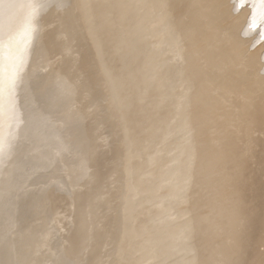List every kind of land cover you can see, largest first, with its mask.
<instances>
[{
    "label": "rangeland",
    "instance_id": "rangeland-1",
    "mask_svg": "<svg viewBox=\"0 0 264 264\" xmlns=\"http://www.w3.org/2000/svg\"><path fill=\"white\" fill-rule=\"evenodd\" d=\"M131 1L133 2L131 3ZM138 1L140 0H130V2L129 0H122V2L124 3L121 6V12L119 14L120 16H118L119 20H117V22L114 21L116 24L119 22L117 25L119 31L114 30L112 26L110 28V26L107 25L109 22L105 23V31L113 35L116 34L117 31L121 32L123 29L124 31L129 32H127V34H132L136 29H138L139 32L138 30L135 31L138 37L136 38L137 42H140L139 37L141 36V33L144 37H147L145 39L146 41L144 40L142 43H140V47H138L139 50H144L138 54L142 58L141 70L143 76L147 75V81L144 80L145 77L141 76L143 77L144 81H141V84H138V86L141 85L143 88L140 86L137 87V90H139L140 95H142V93L146 89V85H148L147 89L149 88L148 90H150L152 89V86H154L155 83L159 81V79H162V77L164 78L162 80H165L166 89L169 90L170 87L172 88V84L176 82L175 76H173L174 70L178 67V65L181 64L178 59L177 61H174L175 58L171 57V53L175 52V49H178L180 46L183 47V51L184 44L187 43L185 41L186 36L181 33L182 27H180V24L182 25L183 23L186 25V29L192 31L195 30L196 32L198 28V31H202L201 28L206 24L207 26H213V24H217V21H215V19L213 20V18H207L206 21L204 18L208 16L197 15L192 11L188 13H182L183 15L181 16L169 13V4H172L170 7L175 10V8L177 7L181 8L185 3H191L193 1L191 4H193L194 6L196 4V6H198L196 7L195 11H198V13L200 14H204L207 9L204 4H200L203 3V0H196L195 2L194 0H172L174 2H171V0H169L170 2H168L167 0H157V2L156 0H153L154 2L152 0H143L145 1L143 2L141 0L140 3ZM248 1L249 3L253 1L252 4L256 3L257 8L264 9V2H261V0ZM47 2L48 0H0V58L1 52L6 48L8 43H12V39L16 35V31L18 29H21V31L25 33L27 39H30V42L32 43V51L29 54L30 63L34 65L38 62H41V65L36 67L31 80L27 84L15 82V85L13 87L7 86V89L3 87L0 92V102H8L7 108L2 109L0 107V264H57L58 262V264H185L186 261H189L191 259L193 261V257L189 255L190 253L187 250H185L186 245L182 237V230L178 229L179 227H177L176 229H173L172 227L174 226V223H176L174 214H172V212L175 214L178 212H182V210H177V207L180 204L179 193L175 190L174 187V185L178 181L174 171L175 160L177 159L176 157L178 155L176 151L177 149H172L171 151H169V154H171L172 156H168L167 158H165V164L160 161L158 165L156 164L157 156L155 154L157 153V151L154 149L150 152H147L143 157H141V170H139L136 175L134 174L135 171L132 172L135 166V162L131 158L125 159L123 157H115L114 160L111 161L94 155H90L92 157H88L87 153H84L85 149H83L84 151H75L74 149H70L68 156L66 155L64 157V155H62V148L64 147V144H61L60 138L57 134L63 131V128L65 126L61 125V123H64L65 119L63 118L64 112L62 108H60V105L65 101H68L65 98L68 97L72 91L70 83L68 84L69 86L66 85L67 87H62V84L68 83L65 82L66 80L59 79V81L56 83L57 85H54L51 81V70L48 72V67L49 69H51L52 64L56 62L57 59H60L62 54L65 56L66 51L69 48V44H66L69 43V38L68 36L65 37L64 35V37L59 36V33L62 30V26L55 27L51 24H48L49 21H54V18L57 16L53 11L51 12L53 15V19H51L52 15L50 13L47 14L42 20L43 13H45L49 8L46 6ZM56 2H58L57 6L66 5L68 3V0H56ZM197 2L200 3L197 4ZM156 3L157 5L158 3H167L169 10L166 9L165 12L161 14L157 13V11L154 10L157 6ZM180 3H182V5H180ZM128 5H130V7ZM227 5L229 11L231 12L232 0H228ZM127 6L128 9H126ZM137 8L138 10L141 9V11H138ZM201 8H204L205 10H200ZM133 9L136 11H134ZM151 10H153V12H151ZM154 12L156 16H154ZM132 13H135L134 15L136 18L133 22L130 21V14ZM164 13L167 16L162 15ZM157 16H159V18ZM120 17H124V20H120ZM107 19V21L111 20L109 18ZM226 20L227 18H223L221 21V24H223L221 26L223 27L221 31H218L216 38L214 39L215 43L214 40L204 39V42L202 44L205 45L206 48H209L211 50L213 49V46H216L218 50L220 48L221 50L223 49L226 52H230L231 57L229 58L232 60V62L229 61L230 64H228V61L224 60L223 65L219 64L218 66L209 63L202 68L203 70H205V74L201 75L202 78L190 79L188 81L190 83L187 84L186 89L192 91V101L194 102V104L191 102L190 98L180 108H175L174 105L170 106V109L175 112L173 120L178 125V128L173 133L170 132L167 135L171 136L173 134L171 142L174 140L175 142L179 141L181 144L182 142H184V140H187L188 134L185 131L184 124L187 120L189 110L196 106V102L202 99L203 101L209 99L210 96L215 92H227V94L230 95L229 98L231 99V101L235 105H240V107H243L245 113L243 119L237 122H235L234 120L232 121L231 118H226L224 120L225 124L223 125V130L226 132L232 130V128H236L237 130H239V132H241L242 130H248V133H246L245 135H238L237 133L233 137L227 134L226 136L224 135L222 137L224 140L222 138L220 140L213 139V143L205 153H199L194 149L191 151V155L194 158L195 167H197L194 171V174L192 175L193 183H195L194 178L197 175L201 179L199 182H201L205 177H212V182L207 184L205 180L201 185H197L196 182L193 186H189L188 192H186L187 200L189 202H187V205L185 203L187 217L189 215L196 218H207L209 217V215H212L214 211H216L214 216L219 220H224V213L217 211L214 207L215 196L217 194H214L212 192L216 188L219 192V196L223 195L226 189L235 188L236 184L239 183L235 182V178H245L248 174L243 167L239 170V168L241 167L240 165H243V163L249 161V175L253 174L255 176H258L259 181H261L262 179V174L260 175L259 165L255 162L253 163L252 160H248V157L250 159L251 155H253V151H246L245 146H247V143L253 140L255 136L256 137L254 139L257 138V132H253V130H251L249 123H252V119L256 117V114L258 115V112H261L264 109V92H262L264 91V81H262L264 79V65L262 66V63L264 62L260 59L262 61L261 63V61L256 58L255 61V59L251 57L253 51L252 49H264V44H262L264 43V25L263 27L260 26L259 28V21H245L243 25H238L237 27L231 25L227 26L228 23L226 22ZM211 22L215 23L212 24ZM130 23H134L135 25H131ZM252 23L254 24V26ZM123 24L125 25L123 26ZM150 24L153 26H151ZM50 26L59 34H57L59 38L57 42L61 45L59 46L57 52L53 51L52 53L54 55L52 54L48 60H46L45 58V61L43 56L46 52L44 48H41V43L46 40L48 35L42 37L41 34L44 29H48ZM142 26H144V28H142ZM170 26L172 30L170 29ZM177 26L181 31L177 28ZM133 28H135V30ZM176 28L178 29V31ZM256 28L258 29L255 30ZM158 30L160 32H163L160 33ZM244 30L246 31V33ZM54 31L52 33H54ZM142 31L145 32L143 33ZM47 33L48 31H45V34ZM239 33L240 35H238ZM144 34L147 35L145 36ZM173 35L177 37H175L174 39ZM180 35L181 38L179 37ZM113 36H110L111 39L113 38ZM259 38L261 39L259 40ZM49 40L51 41L50 36ZM169 40L171 42H169ZM255 41H258L259 43H256ZM38 42L41 44V47H39V50L36 51L35 55L34 46ZM123 43L126 44L127 42H122L121 44ZM248 45L250 47H248ZM241 49H243V51H241ZM145 50L156 51L158 54L152 53L149 56H145L143 54V52H146ZM238 50L239 52H237ZM170 51L173 52L170 53ZM166 53L168 54V56ZM33 55L34 59H36L35 61L32 60ZM140 56H138V58H140ZM156 57L158 58L155 59ZM40 58H42L41 61H39ZM155 63L156 65L153 66V64ZM76 64H78V62H76ZM64 66L67 65H63L62 67ZM62 67H60V73H63L65 71V68ZM259 67L261 68V70ZM80 68L83 69L85 76L89 75V73H91V75L93 76L91 69L87 70L81 65ZM135 69L136 65L134 64V72ZM143 69L148 72H144ZM107 70L110 69L108 68ZM111 70H113V67ZM151 71L154 73H152ZM215 71L216 73L218 72V75H216ZM39 73L45 74L47 77L43 75L39 77ZM100 73H103L102 69ZM210 73L215 74L211 77L209 76ZM254 73H256V76L254 75ZM155 74L157 75L154 76ZM64 75L62 76L64 77ZM237 75H240L241 77L239 78V76ZM115 76L116 73H114L112 77L110 76V78H113ZM259 77L261 78V80ZM253 80L257 82L260 80L262 84L258 85ZM253 83L255 85H253ZM40 86H42L43 91ZM66 88L68 89L66 90ZM248 88L250 89L251 93L254 94L252 95V97H250L252 99L251 101L256 100L259 102L258 104V102L254 101L259 105V107L255 108V110L257 109L256 113H254L255 110L253 112V105L251 102H243V96L246 95L247 90L248 92H250ZM128 89L129 88H127V91L130 95V90ZM255 90H257V92ZM76 95L78 94L76 93ZM142 97V99H146L144 95H142ZM166 99H168V96L166 97ZM259 99H262V101L260 102ZM150 100L151 99H149V101ZM154 100L155 98L153 99V102ZM133 106L136 107L135 104ZM71 108L73 109V107ZM85 112L88 114L87 110H85ZM253 113L254 115H250L249 117L247 116ZM247 117L249 118V121ZM165 121L169 125L170 121L168 119ZM67 122L65 123V125L68 124ZM210 131L211 133H209ZM212 131L214 132V127L209 124V121H206L205 129L200 130L199 134L197 133V135H199L200 138H202L203 136L202 139L208 141L212 135ZM211 154H221V157L218 158V160L221 159L222 164L216 168L215 163L211 168L205 169L208 163L206 158ZM60 156H63L64 158L62 162H60ZM106 161H111L108 166H105ZM87 164L91 166V168L93 169V173L90 177L85 178V166ZM251 167L253 169H251ZM237 168L239 170L238 172L236 171ZM117 170H120V173H122L119 179H116ZM206 171L209 172L210 176ZM229 179H234V183L228 186ZM95 185H99V194L102 198L107 195V192L112 191L114 192V194L113 196H108L106 198L108 201V205H95L92 214L86 216L83 226L77 228L72 224V221H74L77 217V212L75 211V204L77 200L76 196H78L80 193L88 192V190H93V187H95ZM241 186H239L238 192L241 194H248L247 188ZM49 188L52 189L48 192ZM46 191L51 194V197L60 196L62 194V191L67 194L68 201H66V204L63 202V200L58 205H53V202L51 203V201L47 199L48 194H46ZM58 193L60 194L58 195ZM94 195L97 196L98 191H95ZM78 198L82 199V196H78ZM263 198L264 193L257 198L255 196H253V198L244 197V200L241 203H245L244 205H247L250 208H254V206L258 205ZM124 199L134 201L136 202V204L139 203L138 207L135 210L136 213L132 214L133 208L135 207L129 209L123 205ZM251 199H254V206H252L253 203ZM112 200L113 205H111ZM234 202L237 205L239 204L237 200ZM161 207H164L165 209H161ZM109 210L112 217L114 216V218H112L113 220L111 219V221L109 222H104L105 212ZM95 212L99 214L98 218H95L98 223L96 225H98L100 229L103 227L102 225H104V228L107 232L105 237L107 239V242L101 244L102 248L100 246L99 251L101 249L102 250L99 254L94 250L91 251L90 245L88 244L87 246V243L82 241V238L88 237V235L93 234V232L95 231V226L91 225L92 222H90V217L95 216ZM243 213L244 212L242 208L238 209L236 220L234 221V223H224V230L228 231V235L230 233L231 235H233V233H236L237 235L243 230V228L245 229L247 227L248 217L245 216L246 218H243ZM244 219H246L247 221H245ZM144 223L146 226L144 225ZM142 226L144 227V229ZM137 227L140 229V232L138 231ZM233 229H235V231H233ZM143 231L147 232V234ZM171 232L173 235L171 234ZM69 233H72L76 238L70 244L67 241ZM134 233L137 234L134 236ZM180 235L181 237H178ZM92 238L95 240V237L92 236ZM108 239L111 240V245L108 244ZM140 242L143 245V250H135V247ZM215 242L216 239H210V242L207 245V249L210 250V247ZM81 245H83V247ZM172 246L177 249L173 253L169 252L171 251ZM108 254L109 256L106 259ZM204 257L205 255L202 254L201 258L199 259V263ZM208 260H213V258H208ZM197 261H195V263ZM216 262L218 263V260L214 259V263Z\"/></svg>",
    "mask_w": 264,
    "mask_h": 264
},
{
    "label": "water",
    "instance_id": "water-1",
    "mask_svg": "<svg viewBox=\"0 0 264 264\" xmlns=\"http://www.w3.org/2000/svg\"><path fill=\"white\" fill-rule=\"evenodd\" d=\"M123 3L122 0H68L66 5L49 6L46 12L43 13L42 20L52 11L56 13L57 16L54 20H58L60 25H62L59 36H68L69 38V43H66L69 44L66 53L70 52L72 54L71 57L76 58L75 63L70 65L73 66L71 67L72 71L67 69V71H64L66 72V77L64 78L62 76L60 78L61 80L67 79L66 81L70 82L73 94V96L71 94L66 97L65 99L68 101L60 105V108H62L64 112L63 118L69 121L67 125L62 123L65 127L63 131L57 134L61 144H64L62 155H64V157L66 155L68 156L70 149H74L75 151H84L83 149H85L84 153H87L88 157L94 155L111 161H113L115 157H123L125 159L131 158L135 162L132 172L135 171L134 174L136 175L138 171L141 170V157L147 152L154 149L157 151L155 154L157 156L156 164L158 165L160 161L165 164V158L172 156L169 154V151L177 149L178 155L174 165L175 175L177 179L182 182H179L182 186L185 184L190 185L193 180V176L191 175L194 172L193 169L184 168V146H182L179 141L175 142L173 140L171 142L173 134L171 136L167 135L170 127L165 121L167 112L164 110V107L160 109L159 107L154 108L153 96L151 97L150 95V101L143 100L142 95L139 94V91L137 92L138 84L143 81V77H145L144 80H146L147 76H143L141 73L142 58L140 56V61L138 60V53L143 51V49H138V45L140 44H137L136 32L134 31L129 35L127 31H123L122 29L119 34H114V37L111 39L110 36L113 35L105 31L106 18L111 19L108 21L109 23L107 25L119 31L117 26L118 23L116 24L114 21L117 20L116 17L119 16ZM130 15V21H134L136 19L135 15L133 13ZM51 19H53V15ZM49 23L51 22L49 21L48 24ZM49 28L44 29L41 34L42 37L48 35L46 40L41 43L42 47L39 43L40 41L34 46L35 55L39 47L44 48L46 52L43 56L44 60L45 58L48 60L53 54L52 52H57L58 50V33L54 31L55 29H52L51 26ZM45 31H48L49 34H45ZM53 31L54 33H52ZM49 36L51 37V41L49 40ZM122 42H127V44H121ZM41 59L42 58H40L39 61H41ZM32 60H36L34 59V55ZM69 62L71 63L70 60ZM76 62H78V64H76ZM79 63L83 68L87 70L91 69L93 76L91 73L85 76ZM134 64L136 65L135 72L133 70ZM112 67L113 70H111ZM108 68L110 70H107ZM101 69L104 74L100 73ZM49 71L50 69L48 67V72ZM114 73H116V76L110 78ZM45 74L39 73L38 76H46ZM31 78L32 77L29 76V81ZM56 82L57 81H55V84ZM69 82L62 84V87L68 85ZM40 87L43 91L42 86ZM127 88L130 90V95L128 94ZM67 89L68 88H66V90ZM76 93L78 95H76ZM134 104L136 107L133 106ZM71 107H73V109ZM85 110H87L88 114ZM250 115L252 114L247 116L249 117ZM249 125L251 130L256 131L258 134V139L253 141L257 142L259 146L258 152L262 154L261 160H263V163L259 166L261 173L264 169V109L258 112V115L254 117V120H252V123H249ZM111 161H108L109 163L106 161L105 166H108ZM121 174L120 170H117L116 179H119ZM261 174L264 175V170ZM262 178L264 181V176H262ZM200 180L198 175L195 176L194 182L199 184ZM193 185L194 184L190 186ZM186 186L185 188L187 189L184 190L183 194H179L180 204L177 207V210H182V212L174 213L176 223L172 226L173 229L179 227V229L182 230V237L186 245L185 250L193 257V261L190 258V262L186 261L185 264H199L201 255L206 254L209 250L207 249V245L210 242L209 237L214 238L215 236L214 240L216 239V242L210 249H213L212 251L215 253L218 264H235L239 241L236 233H233V235L230 233L224 239V237L221 236L220 227L218 228L217 225L211 228L212 230L209 229V232H205L206 224L203 227L197 222L196 225V217L189 215L187 217L186 205L189 201L187 200L186 192H188L189 186ZM98 187L99 185H95L93 191H98L100 189ZM51 189L52 188H49L48 192ZM48 192L46 191V194H48L47 199L51 201V203L53 202V205H58L63 200L66 204V201H68L67 194L62 191V194L58 197H51V194ZM59 194L60 193H58V195ZM87 194L88 192H84L80 193L78 196L85 198ZM113 194L114 192L112 191L107 192L105 199L108 196H113ZM78 196H76V205L81 209L84 204L79 200ZM104 201L101 202L105 204ZM96 203H98L97 206H99L100 202L97 201ZM111 205H113V200ZM138 205L139 203L133 208L132 214L136 213L135 210ZM183 205L184 207L182 208ZM262 214L264 217V204L262 205ZM98 215L99 214L95 212V216L90 217V222H92L91 225L95 226V231L91 234L95 237V240L91 237L89 244L91 251L94 250L99 254L101 252V250L99 251L101 244L107 242L105 238L107 233L104 225H102L103 227L101 229L96 225L98 223L95 218H98ZM83 216L84 215L79 217V222L84 221L86 217ZM112 218H114V216L112 217L110 210L105 212L104 222H109ZM221 229L223 230L222 227ZM233 230L235 231V229ZM256 232L259 236L258 242L248 247V256L245 257L246 262L244 264H264V219ZM110 242L111 240L108 239V244L111 245L112 242ZM221 254H223V256H221ZM196 260L198 261L195 263Z\"/></svg>",
    "mask_w": 264,
    "mask_h": 264
},
{
    "label": "bare ground",
    "instance_id": "bare-ground-1",
    "mask_svg": "<svg viewBox=\"0 0 264 264\" xmlns=\"http://www.w3.org/2000/svg\"><path fill=\"white\" fill-rule=\"evenodd\" d=\"M126 1V0H125ZM141 1V0H140ZM140 1H138L140 3ZM143 1V0H142ZM153 1V0H152ZM159 1V0H158ZM168 2H170L169 0H167ZM184 1V0H183ZM196 0H194L195 2ZM199 1V0H198ZM65 2V1H64ZM130 2V0H129ZM133 1H131L132 3ZM135 2V1H134ZM137 2V1H136ZM145 2V1H143ZM142 2V4H143ZM149 2V1H148ZM154 2V1H153ZM152 2V3H153ZM157 2V0H156ZM162 2V1H161ZM171 2H174L171 0ZM193 2V1H192ZM191 2V3H192ZM253 2V1H252ZM252 2L249 3L248 0H232V10L231 12L229 11V8H228V0H203V3H200V2H197L200 3V4H204V6H206V11L204 12V14H200L198 13V11H195L196 7V4L195 6L189 2L185 3L184 5H182V3H180V5H182L181 8H175L172 9L169 4V13H173L175 15H183L182 13H188L190 11L194 12L195 14L197 15H201V16H208L206 18H204L205 20L207 18H213V20L215 19V21H217V24H213L215 22H211L213 24L212 25H208L207 24L205 26H203L201 29L202 31H197L195 32L192 31V30H189V29H186V25L182 23V25L180 24V27H182V34L184 36H186V44H184V50L182 51L183 47L180 46L178 49H175L173 51H170L173 52L171 53V57L175 58L174 61H177V59L179 60V62H181L180 65H178V67L174 70V74L173 76H175V83L172 84V88L170 87L169 90L166 89V83H165V80H162L164 79L162 77V79H159V81L157 83H155L154 86H152V89L148 90L147 87L148 85H146V89L144 90V92L142 93V95H144L146 97L145 100H149L150 99V95L151 97L153 96V98H155L154 100V108H157L159 107V109L161 107H164V110L167 112L166 113V120L168 119L170 121L169 123V133L170 132H174L177 130L178 128V125L174 122L173 120V116H174V111L172 109H170V106L171 105H174L175 108L176 107H181L186 101H188L190 98H191V102L194 104V102L192 101V91L191 90H187L186 87H187V84L190 83L188 82L190 79H197V78H202L201 75L205 74V70H203L202 68L205 67L206 65H208L209 63L210 64H214V65H219V64H222L224 63V60H227L228 61V64H230V62H232V60L229 58L231 57V53L230 52H226L225 50H221L219 48H216V46H213V49H209V48H206L205 45H203L202 43L204 42L203 40L204 39H210V40H214L216 38V35L218 33V31H221L222 30V27L221 24L222 22V19L223 18H227L226 22L228 23L227 26L231 25V26H238V25H243L245 23V21H259V28L260 26L263 27L264 25V9H261V8H257L256 6V3H253ZM259 2V1H258ZM257 2V3H258ZM137 4V3H136ZM135 4V6H136ZM145 4V3H144ZM54 5H58V2H56V0H48L46 6L49 7V6H54ZM134 5V4H132ZM148 5V4H147ZM157 5V3H156ZM130 7V5H128ZM128 6L126 7V9H128ZM143 6V5H142ZM150 6V5H149ZM203 6V5H202ZM260 6V5H259ZM154 7V6H153ZM201 7V6H199ZM132 8V7H131ZM144 8V7H142ZM205 8V7H204ZM203 8V9H204ZM231 8V7H230ZM135 9V8H134ZM133 9V10H134ZM149 9V8H148ZM168 9V5L167 3H158V5L156 6V9H154L155 11H157V13L161 14L163 12H165V10ZM168 9V10H169ZM202 8L200 10H203ZM130 10V9H129ZM138 10V8H137ZM141 11V9H139ZM138 10V11H139ZM144 10V9H143ZM142 10V11H143ZM167 10V11H168ZM205 10V9H204ZM136 11V10H134ZM137 11V12H138ZM148 12V11H147ZM150 12V11H149ZM151 12H153V10H151ZM201 12V11H200ZM203 12V11H202ZM144 13V12H143ZM135 14V13H134ZM138 14V13H136ZM155 14V12H154ZM162 15H166L165 13L162 14ZM120 16V15H119ZM138 16V15H137ZM144 16V15H143ZM142 16V17H143ZM156 16V14L154 15ZM167 16V15H166ZM171 16V15H170ZM186 16V14H185ZM200 16V17H201ZM146 17V16H145ZM148 17V15H147ZM159 18V16H157ZM156 17V18H157ZM177 17V16H176ZM179 17V16H178ZM117 20H119L118 16L116 17ZM121 18V17H120ZM144 18V17H143ZM171 18V17H169ZM183 18V17H182ZM188 18V16H187ZM186 18V19H187ZM107 19V18H106ZM128 19V18H127ZM164 19V18H163ZM108 20V19H107ZM116 20V21H117ZM120 20H124V17H122ZM143 20V19H142ZM152 20V19H151ZM154 20V19H153ZM177 20V19H176ZM191 20V19H190ZM203 20V19H202ZM105 21V20H104ZM162 21V20H161ZM179 21V20H178ZM207 21V20H206ZM108 22V21H107ZM133 22V21H132ZM140 22V21H139ZM156 22V21H155ZM174 22V21H173ZM172 22V23H173ZM191 22V21H190ZM204 22V21H203ZM119 23V22H118ZM122 23V21H121ZM125 23V22H124ZM128 23V22H127ZM138 23V22H137ZM148 23V22H147ZM146 23V24H147ZM164 23V21H163ZM175 23V22H174ZM180 23V22H179ZM179 23H176V24H179ZM194 23V22H193ZM198 23V21H197ZM55 27H61L62 25H60V22L59 21H51V23H49ZM126 24V23H125ZM123 24V26L125 25ZM131 24V23H130ZM134 24V23H132ZM131 24V25H132ZM140 24V23H139ZM162 24V23H161ZM160 24V25H161ZM168 24V23H166ZM165 24V26H166ZM253 24V23H252ZM118 25V24H117ZM127 25V24H126ZM135 25V24H134ZM151 25V24H150ZM198 25V24H197ZM195 25V26H197ZM256 25V24H255ZM47 26V25H46ZM45 26V27H46ZM145 26V25H144ZM144 26H142V28H144ZM153 26V25H151ZM193 26V25H192ZM226 26V24H225ZM250 26V25H249ZM254 26V24H253ZM146 27V26H145ZM163 27V26H162ZM176 27V26H175ZM194 27V26H193ZM243 27V26H241ZM246 27V25H245ZM257 27V26H256ZM109 28V27H108ZM111 28V27H110ZM126 28V27H125ZM136 28V27H135ZM148 28V27H147ZM160 28V27H159ZM173 28V27H172ZM178 28V26H177ZM176 28V29H177ZM191 28V27H190ZM247 28H248V25H247ZM122 29V28H121ZM120 29V30H121ZM134 29V28H133ZM169 29V28H168ZM170 29H171V26H170ZM175 29V30H176ZM179 29V28H178ZM177 29V31H178ZM200 29V30H201ZM233 29V28H232ZM246 29V28H245ZM258 28H256L255 30H257ZM112 30V29H111ZM138 30V29H136ZM135 30V31H136ZM151 30V29H149ZM153 30V29H152ZM163 30V29H162ZM172 30V29H171ZM174 30V31H175ZM180 30V29H179ZM180 30V31H181ZM229 30V29H228ZM227 30V32H228ZM231 30V28H230ZM124 31V30H123ZM131 31H132V28H131ZM130 31V32H131ZM147 31V30H146ZM159 31V30H158ZM161 31V29H160ZM159 31V32H160ZM165 31V30H164ZM245 31V30H244ZM248 31V30H247ZM254 31V30H253ZM128 32V31H127ZM139 32V30H138ZM141 32V31H140ZM143 32V31H142ZM145 32V31H144ZM143 32V33H144ZM155 32V31H153ZM163 32V31H162ZM160 32V33H162ZM185 32V33H184ZM241 32V31H240ZM107 33V32H106ZM116 33V31H115ZM117 33H119L117 31ZM129 33V32H128ZM151 33V32H150ZM157 33V31H156ZM170 33V31H169ZM244 33V32H243ZM246 33V31H245ZM257 33V32H256ZM263 33V32H262ZM261 33V34H262ZM138 34V33H137ZM140 34V33H139ZM148 34V33H147ZM146 34V35H147ZM165 34V33H164ZM172 34V33H171ZM177 34V33H176ZM175 34V35H176ZM180 34V33H179ZM232 34V33H231ZM230 34V35H231ZM59 35V34H58ZM114 35V34H113ZM130 35V34H129ZM145 35V34H144ZM145 35V36H146ZM150 35V34H149ZM159 35V34H158ZM157 35V36H158ZM173 35L172 37L175 39V36ZM178 35V34H177ZM226 35V34H225ZM240 35V33L238 34ZM246 35V34H245ZM153 36V34H152ZM235 36V35H233ZM232 36V37H233ZM243 36V35H242ZM114 37V36H113ZM155 37V35H154ZM166 37V36H165ZM168 37V36H167ZM181 38V35L179 36ZM178 37V38H179ZM220 37V36H219ZM136 38L137 35H136ZM147 37H144L141 33V36L139 37V41L140 42H137V44L139 43H142ZM151 38V37H150ZM169 38V37H168ZM172 38V39H173ZM239 38V37H237ZM156 39V38H155ZM242 39V38H241ZM261 38H259L260 40ZM177 40V38H176ZM180 40V39H179ZM235 40V39H234ZM245 40V39H244ZM257 40V39H256ZM31 40L30 39H27L26 35L24 32L21 31V29H18L16 31V35L13 37L12 39V43L10 44V42L8 43V45L6 46V48L1 52V58H0V92L2 90L3 87H5V89H7V86L8 87H13L15 85V82H18V83H22V84H27L29 82V76L32 77L36 67L40 66L41 63L38 62L37 64H34L32 65L29 61V54L30 52L32 51V43L30 42ZM146 41V40H145ZM152 42V41H151ZM169 42H171L169 40ZM226 42V40H225ZM241 42V41H240ZM256 42V41H255ZM258 42V41H257ZM256 42V43H257ZM262 42V41H261ZM147 43V42H146ZM145 43V44H146ZM150 43V42H149ZM159 43V42H157ZM156 43V45H157ZM167 43V42H166ZM176 43V42H175ZM213 43V42H212ZM214 43H215V40H214ZM219 43V42H218ZM242 43V42H241ZM259 43V42H258ZM118 44V43H116ZM124 44V43H123ZM127 44V43H126ZM170 44H173V43H170ZM264 44V43H262ZM61 44H58V48ZM152 45V44H151ZM150 45V46H151ZM158 45H161V44H158ZM165 45V44H164ZM169 45V43H168ZM167 45V47H168ZM175 45V44H174ZM173 45V46H174ZM211 45V44H210ZM217 45V44H215ZM247 45V44H246ZM252 45V44H251ZM171 46V45H170ZM172 46V47H173ZM242 46V45H241ZM254 46V44H253ZM263 46V45H262ZM261 46V47H262ZM138 47H140V45H138ZM144 47V46H143ZM154 47V46H153ZM248 47H250L248 45ZM245 48V47H244ZM243 48V49H244ZM254 48V47H253ZM146 49V48H145ZM150 49V48H149ZM154 49V48H153ZM158 49V48H157ZM243 49H241V51H243ZM252 54H251V57L252 58H256V59H261L263 62H264V49L261 50L259 48L257 49H252ZM144 51V50H143ZM146 51V50H145ZM160 51V50H159ZM251 51V50H250ZM163 52V51H161ZM239 52V50L237 51ZM247 52V51H245ZM152 53L154 54H158L156 51H146L145 53L143 52V54L145 56H149L151 55ZM243 53V52H242ZM249 53V52H248ZM251 53V52H250ZM167 54V53H166ZM139 55V54H138ZM233 55V54H232ZM238 55V54H237ZM240 55H241V52H240ZM246 55V54H245ZM243 55V56H245ZM72 54L67 52L64 55L61 56L60 59H57L56 62H54L52 64V68L50 69V76H51V81L53 82L54 85H57L55 84V81H59L60 77L62 75H64V77H66V72H63V73H60L61 72V69L60 67H62L63 65H67V66H64L62 68H65V71H67V69H70L72 71V68L73 66H70V65H73L75 63V57H71ZM140 56V55H139ZM143 56V55H142ZM168 56V54H167ZM160 57V56H158ZM158 57H156L155 59H157ZM162 58V57H161ZM243 58V57H242ZM139 59V58H138ZM154 59V60H155ZM255 59V61H256ZM69 60L71 61V63L69 62ZM144 60V59H143ZM250 60V59H249ZM258 60V61H259ZM260 60V61H261ZM167 61V60H166ZM230 61V62H229ZM259 61V62H260ZM261 61V63H262ZM165 62V61H163ZM254 62V61H253ZM151 63V62H150ZM154 63V62H153ZM162 63V62H160ZM168 63V62H167ZM252 63V62H251ZM250 63V64H251ZM166 64V63H165ZM253 64V63H252ZM258 64V63H257ZM80 65V63H79ZM156 65L153 64V66ZM264 65V63H262V66ZM162 66V65H161ZM159 66V67H161ZM255 66V65H254ZM259 66V65H258ZM261 66V67H262ZM67 67V68H66ZM152 67V66H151ZM158 67V68H159ZM251 67V66H250ZM253 67V66H252ZM256 67V66H255ZM264 67V66H263ZM165 68V67H163ZM244 68V67H242ZM260 68V67H259ZM155 69V68H154ZM162 69V68H161ZM246 69V68H245ZM250 69V68H249ZM152 70V68H151ZM159 70V69H158ZM248 70V68H247ZM254 70V69H253ZM257 70V69H256ZM261 70V68H260ZM144 72H146L145 69H143ZM154 71V70H153ZM148 72V71H147ZM146 72V73H147ZM152 72V71H151ZM209 72V71H208ZM211 72V71H210ZM237 72V71H236ZM242 72V71H241ZM254 72V71H253ZM141 73H142V70H141ZM154 73V72H152ZM216 73V71H215ZM215 73H210L209 76H213ZM150 74V73H149ZM158 74V73H157ZM157 74H155L154 76H156ZM207 74V73H206ZM256 73H254L255 75ZM145 75V74H144ZM164 75V74H162ZM216 75H218V72L216 73ZM241 75V74H240ZM240 75H237L239 76V78L241 77ZM253 75V76H254ZM147 76V75H145ZM152 76V75H151ZM256 76V75H255ZM158 78V77H157ZM226 78V77H225ZM233 78V77H232ZM244 78V77H242ZM254 78V77H253ZM260 78V77H259ZM152 79V78H151ZM155 79V78H154ZM236 79V78H235ZM67 80V79H66ZM150 80V79H149ZM158 80V79H157ZM231 80V78H230ZM238 80V79H237ZM249 80V79H248ZM261 80V78H260ZM255 81L253 80L254 82H256L258 85L262 84L261 81ZM144 81V80H143ZM147 81V80H146ZM235 81V80H234ZM252 81V79H251ZM264 81V79L262 80ZM56 82V83H57ZM66 82H69V81H66ZM153 82V80H152ZM70 83V82H69ZM145 83V82H144ZM143 83V84H144ZM141 84V83H139ZM154 84V83H153ZM71 85V84H70ZM233 85V84H232ZM231 85V86H232ZM253 85H255L253 83ZM141 86V85H140ZM138 86V87H140ZM142 87V86H141ZM151 87V86H150ZM248 87V86H247ZM143 88V87H142ZM145 88V86H144ZM220 88V87H219ZM242 88V87H240ZM238 89V88H237ZM249 89V88H248ZM129 90V89H128ZM240 90V89H239ZM238 90V91H239ZM261 90V89H260ZM139 90H137L138 92ZM250 91V89H249ZM254 91V90H253ZM257 92V90H255ZM150 92V93H149ZM168 92V93H167ZM220 92V91H219ZM240 92V91H239ZM255 92V94H256ZM264 92V91H262ZM156 93V94H154ZM72 92L69 94L71 95ZM140 94V93H139ZM212 94V93H211ZM243 94V93H242ZM67 95V94H66ZM252 95H254L253 93L246 92V95L243 96V102L244 103H247V102H251L252 105H253V112L255 110L256 107H259V102L258 104H256L254 101H251L252 99L250 97H252ZM73 96V94H72ZM168 96V99H166V97ZM229 94L226 93H217L215 92L213 95L210 96L209 99L207 100H199L198 102H196V106L194 108H192L191 110H189L188 112V116H187V120L184 124V127H185V131L186 133L188 134V139L187 140H184V142L181 143L182 146H184V151H183V156H184V159H183V164H184V168L185 169H193V172L196 170L197 167H195V163H194V158L192 157L191 155V151L194 149L196 151H198L199 153H205L208 148L211 146V144L213 143V139H217V140H220L224 135L226 136L227 134L230 135L231 137L235 136L237 133L238 135H245L246 133H248V130L247 131H241L239 132V130H237L236 128H232V130L230 131H224L223 130V125L225 124V119H229L231 118V120L237 122V121H240L241 119H243L245 113H244V110H243V107H240V105H235L231 99L229 98ZM256 96V95H255ZM260 96V95H259ZM257 96V97H259ZM144 100V99H143ZM193 100H194V97H193ZM260 102L262 101V99H259ZM264 100V98H263ZM261 104V103H260ZM8 102L7 101H1L0 102V107L2 109H5L7 108L8 106ZM264 105V104H263ZM261 106V105H260ZM261 108V107H260ZM1 109V110H2ZM175 110V109H174ZM246 110V109H245ZM257 110V109H256ZM256 110L254 113H256ZM254 113L252 115H254ZM257 115V114H256ZM253 117V116H252ZM248 118V117H247ZM246 120V119H245ZM244 120V122H245ZM254 120V119H252ZM206 121H209V124L212 125L214 127V132L212 131V135L210 137V139L207 141L205 139H202L199 137V135H197V133L199 134V131L200 130H204L205 129V122ZM248 121H249V118H248ZM67 122V120H65V122L63 124H65ZM61 123V125H62ZM243 126V125H242ZM241 126V127H242ZM227 128V127H226ZM254 132V130H253ZM211 133V131L209 132ZM208 133V134H209ZM207 134V135H208ZM256 134V132H255ZM206 135V134H205ZM210 136V135H209ZM192 137V138H191ZM256 137V136H255ZM254 137V138H255ZM253 140H257L258 139V136L256 139ZM223 139V138H222ZM229 139V138H228ZM224 140V139H223ZM222 140V141H223ZM251 140L249 143H247V146H245V150L246 151H253V155H251V158L249 159L248 157V160H252L253 163L255 162L256 164H258L259 166H261V164L263 163V160H261V156L262 154L260 152H258V144L257 142ZM245 144V143H244ZM227 148V147H226ZM230 150V149H229ZM232 151V150H231ZM242 152V151H241ZM224 153V152H223ZM237 153V152H236ZM248 154V153H247ZM228 156V155H227ZM86 157V156H85ZM200 157V156H199ZM221 157V154L219 155H216V154H211L209 157H207V165L205 167V169L207 168H211L213 164L216 163V168L218 166H220L222 164V160L218 158ZM59 159H61L60 162H62V160L64 159L63 156H60ZM199 159V158H198ZM86 160V159H85ZM247 160V159H246ZM245 160V161H246ZM176 161V160H175ZM244 161V162H245ZM7 162V161H6ZM125 162V161H124ZM128 163V162H127ZM171 163V162H170ZM228 165V164H227ZM255 165V164H253ZM229 166V165H228ZM241 167L239 168V170L243 167L246 171L247 176L245 178H235V182L238 183L236 184L235 188H229V189H226V191L224 192L223 195H219V192L217 191V189L215 188V190H213L212 193L214 194H217L215 196V201H214V207L216 208L217 211H220V212H223L224 213V220L223 219H218L214 216L215 212L214 211L212 213V215H209V217L205 218V217H198L196 218V225H197V222L200 223V226H205L206 224V231H210L212 230L211 228H213L215 225H217V227L220 229V232H221V236L224 237V239L226 238V236H228V233L224 230V223L226 222L227 224H232L234 223V221L236 220V214H237V211L238 209L242 208L243 210V214H244V217L243 218H246L245 216L248 217V221L246 219H244L245 221H247V227L237 234V238H238V245H237V258H236V262L235 264H244L246 262V256H248V251H249V246L253 245V243H257L258 242V239H259V236L257 235V228L259 229V227L261 226L262 224V221L264 219L263 217V214H262V205L264 204V198L261 200V202L254 206V203H253V200L251 199L254 208H250L249 206L247 205H244L245 203H241L243 200H244V197L246 198H253V196H255L256 198L258 196H261L263 193H264V181H263V178L261 179V181H259V178L258 176H255V175H249V169L250 168V163L249 161L243 163V165H240ZM253 167V166H252ZM251 167V169H253ZM256 167V166H255ZM254 167V169H255ZM85 178L87 177H90L91 174L93 173V169L91 168L90 165H86L85 166ZM195 168V169H194ZM228 168V167H227ZM6 169V168H5ZM155 169V168H154ZM204 169V170H205ZM82 170V169H81ZM238 168H237V172L239 171ZM264 170V169H263ZM263 170L261 171V173L263 172ZM166 171V170H165ZM208 172V171H206ZM252 173V172H251ZM259 173V172H258ZM260 173V175H261ZM194 174V173H193ZM192 174V175H193ZM191 175V176H192ZM208 175H209V172H208ZM258 175V174H257ZM210 176V175H209ZM263 176V174H262ZM244 177V176H243ZM94 178V177H93ZM104 178V177H103ZM212 177H205L202 179V181L197 184V185H201L202 182H204L206 180L207 184L211 183L212 180H211ZM122 181V179H121ZM19 182V181H18ZM178 180L177 183L174 185L175 187V190L178 191V193H182L184 192L185 189V186L188 187L192 184H195L193 183V181H191L190 185L189 184H185L182 186V182H180ZM234 183V179H229V182H228V186L230 184H233ZM241 184L242 186H244V188L246 187L247 190H248V194H241L238 192V188L239 185ZM212 186V185H211ZM241 186V187H242ZM232 187V186H231ZM27 192V191H26ZM163 194V193H162ZM95 197V198H94ZM125 198V196H124ZM167 199V198H166ZM83 204V208L79 209L77 207V205L75 204V211L77 212V217L74 221H72V224L74 226H76L77 228H80L83 226V223L84 221H81L79 222V217H81L82 215H84L83 217H86V216H89L92 214L93 212V209H94V206L97 205L98 203H96L97 201L100 202V204L102 205H108V201L107 199H105V197H101L100 194H99V190H98V195L95 196L93 194V190H88V194H87V197L85 198H82V199H79ZM105 200V201H104ZM180 200V199H179ZM238 201L239 204L237 205L234 201ZM249 200V199H248ZM101 201H104L105 204H103ZM137 201V200H136ZM245 202V201H244ZM247 202V200H246ZM250 202V200H249ZM248 202V203H249ZM251 203V202H250ZM249 203V204H250ZM257 203V202H256ZM165 204V203H164ZM123 205L126 207V208H129V209H132V207H135L137 204L136 202L134 201H129L127 199H124V203ZM251 206V205H250ZM140 207H143V206H140ZM184 207V206H183ZM164 208V207H161V209ZM188 208V207H187ZM165 209V208H164ZM167 210V209H166ZM88 212V213H87ZM205 213V212H203ZM201 213V214H203ZM163 214V213H162ZM172 214H174L172 212ZM242 214V215H243ZM154 215V214H153ZM170 215V214H169ZM167 216V215H166ZM263 217V218H262ZM144 219V218H143ZM159 219V218H158ZM156 219V220H158ZM175 219V218H174ZM173 219V220H174ZM85 220V218H84ZM113 220V219H112ZM222 220V221H221ZM155 221V220H154ZM224 221V222H223ZM139 222V220H138ZM169 222V221H168ZM259 222V224H258ZM137 223V222H136ZM135 223V224H136ZM152 223V222H150ZM173 223V222H171ZM111 224V223H110ZM140 224V223H139ZM244 224V223H243ZM246 224V223H245ZM134 225V224H133ZM141 225V224H140ZM145 225V223H144ZM150 225V224H149ZM147 225V226H149ZM259 225V227H258ZM146 226V225H145ZM171 226V225H170ZM141 227V226H140ZM143 227V226H142ZM169 227V226H168ZM221 227L223 228V230L221 229ZM109 228V227H108ZM134 228V227H133ZM138 228V227H137ZM136 228V229H137ZM172 228V227H170ZM144 229V227H143ZM149 229V228H148ZM154 229V228H153ZM152 229V230H153ZM176 229V228H175ZM179 229V228H178ZM177 229V230H178ZM210 229V230H209ZM140 229L138 228V231ZM145 230H146V227H145ZM180 231V230H179ZM232 231V230H231ZM234 231V230H233ZM134 232V231H133ZM132 232V233H133ZM140 232V231H139ZM137 232V233H139ZM142 232V231H141ZM145 232V231H143ZM159 232V231H158ZM165 232V231H164ZM107 233V232H106ZM136 233V234H137ZM147 234V232H145ZM134 233V236L136 235ZM151 234V233H150ZM172 234V232H171ZM112 235V234H111ZM141 235V234H140ZM154 235V234H153ZM173 235V234H172ZM220 235V234H218ZM217 235V236H218ZM133 236V235H132ZM133 236V237H134ZM90 237V238H89ZM91 235H88V237H84L82 238V241H84L85 243H87V246L88 244L90 243V239H91ZM141 237V236H140ZM144 237V236H143ZM178 237H181L178 236ZM216 237V236H215ZM214 237V238H215ZM138 238V236H137ZM153 238V237H152ZM155 238V237H154ZM210 239H214L213 237H209ZM75 236L72 234V233H69L68 234V237H67V241L70 243H72L74 240H75ZM150 239V238H149ZM205 239V238H204ZM223 239V240H224ZM143 240V239H142ZM113 241V240H112ZM132 241V240H131ZM222 241V240H221ZM147 242V241H146ZM152 242V240H151ZM154 242V241H153ZM159 242V241H158ZM170 242V241H168ZM183 242V241H182ZM225 242V241H224ZM145 243V242H144ZM222 243V242H221ZM83 244V243H82ZM181 244V243H180ZM215 244V243H214ZM213 244V245H214ZM90 245V244H89ZM130 245V244H129ZM154 245V244H153ZM166 245V244H165ZM173 245V243H172ZM178 245V243H177ZM223 245V244H222ZM221 245V246H222ZM83 247V245H81ZM86 246V245H85ZM145 247H146V244H145ZM149 247V246H148ZM164 247V245H163ZM166 247V246H165ZM89 248V247H87ZM102 248V246H101ZM181 248V247H180ZM85 249V248H84ZM130 249V248H129ZM138 250V251H141L143 250V245L142 243L140 242L136 247H135V250ZM162 249V248H161ZM83 250V249H82ZM102 250V249H101ZM177 249L172 246V249L171 251L169 252H175ZM213 249H210L208 252H206V254H203L205 255V257L200 261L199 264H218L217 262L214 263V259H216L215 257V253L212 251ZM85 252V250H84ZM153 252V251H152ZM103 253V252H102ZM160 253V252H159ZM245 253V254H244ZM83 254V253H82ZM96 254V253H95ZM247 254V255H246ZM91 255V254H90ZM109 254L107 255L106 259L108 258ZM221 256H223V254H221ZM83 257V256H82ZM94 257V256H93ZM208 258H213V260H208ZM94 259V258H93ZM200 259V258H199ZM100 261V260H99ZM158 261V260H157ZM197 261V260H196ZM161 263V262H160ZM97 264V263H96ZM105 264V263H104ZM167 264V263H166Z\"/></svg>",
    "mask_w": 264,
    "mask_h": 264
},
{
    "label": "snow or ice",
    "instance_id": "snow-or-ice-1",
    "mask_svg": "<svg viewBox=\"0 0 264 264\" xmlns=\"http://www.w3.org/2000/svg\"><path fill=\"white\" fill-rule=\"evenodd\" d=\"M261 2H264V0H261Z\"/></svg>",
    "mask_w": 264,
    "mask_h": 264
}]
</instances>
